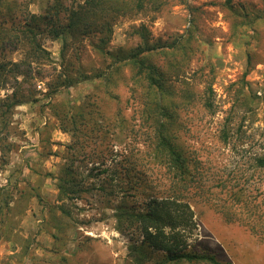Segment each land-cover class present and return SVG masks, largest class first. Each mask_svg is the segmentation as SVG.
<instances>
[{
	"label": "rangeland",
	"instance_id": "1",
	"mask_svg": "<svg viewBox=\"0 0 264 264\" xmlns=\"http://www.w3.org/2000/svg\"><path fill=\"white\" fill-rule=\"evenodd\" d=\"M30 2L28 12L36 16L51 5ZM114 19L109 52L157 47L153 62L182 68L172 81L175 90L187 89L193 99L211 104L179 115L186 122L184 146L210 167L202 185L206 192L195 185L188 195L194 227L186 249L213 255L219 264H264V242L240 221H225L220 211L222 202H234L220 181L228 180L237 161L264 152V0H144L142 10ZM2 21L16 35L23 30L19 16ZM43 35L37 40L47 59L31 65L30 85L21 78L14 84L31 94L12 111V149L0 165V196L12 200L0 209V264H208L165 263L156 254L135 262L134 240L118 232L114 217V207L130 201L103 172L118 171L131 157L143 155L146 161L148 139L139 129L144 82L127 65L94 50L98 33L65 31L56 40ZM21 42L0 51V62L25 59ZM58 75L68 76L71 86L48 94ZM12 91L7 86L0 97ZM66 167L97 189L72 202L60 199L56 184L66 178ZM147 175L156 179L161 172L152 163ZM250 195L258 202L263 192ZM66 204L75 224L60 212Z\"/></svg>",
	"mask_w": 264,
	"mask_h": 264
},
{
	"label": "trees",
	"instance_id": "2",
	"mask_svg": "<svg viewBox=\"0 0 264 264\" xmlns=\"http://www.w3.org/2000/svg\"><path fill=\"white\" fill-rule=\"evenodd\" d=\"M30 1L32 0H0V51L15 49L21 39L27 53L22 61L0 62V92L7 86L13 89L10 95L0 97V165L7 163L8 154L12 149L8 142L12 111L31 94V89L24 91L21 83L19 87L14 84L21 78L30 85L34 79L31 65L36 62L43 63L47 59V53L37 40V35L44 33L43 38L56 40L65 31L73 36L98 33L100 37L93 44L94 50L113 59L114 63L127 65L133 78L144 82L145 89L141 92L142 97L139 100V129L148 139L150 152L145 155L146 161L143 155L140 158L131 157L127 159V165L118 171L107 169L103 172L106 175L103 179L115 181L112 185L117 187L116 190L123 199L128 198L130 201L126 204L123 200L120 205L114 207L116 229L134 240L131 255L136 263L137 260L149 259L152 254H156L165 263L185 261L219 264L213 255L186 249L187 233L194 227L188 195L195 185L201 187V192H206L205 186L202 185L210 167L199 161L195 153L184 146L181 136L186 134L183 127L186 122L181 120L179 115L181 112L185 115L192 108H198V104L204 109H210L209 100L193 99L187 89L180 92L175 90L172 81L179 77L182 68L169 62H153L152 56L157 54L154 52L157 50L155 46L144 44L121 54H113L107 50L115 22L114 16L131 15L132 12L142 10L144 0H51V5L43 16L29 14ZM5 15L21 17L24 20L23 30L17 32V35L13 33L14 29L2 21L6 19ZM60 15L63 16L64 23L60 22ZM39 23H44V28ZM142 37L145 39L144 34ZM160 47L169 48L166 45ZM182 52L184 54L185 50L182 49ZM71 84L72 80L68 76L62 80L61 75L55 76L48 84V94ZM83 157L86 159V156ZM87 159L96 163L95 158ZM99 161L104 162V159ZM151 162L161 172L156 179L147 175L149 167L152 168ZM70 167L64 168L66 178L58 181L56 188L60 199L72 202L83 199L84 195L93 192L97 187L79 178L76 170H71ZM228 175V180L220 181V187L226 189L225 192H228L229 198L234 202L220 204L223 218L225 221H240L239 223L248 227L250 232L264 242V152L237 161L236 167ZM259 191L263 192L261 200L253 202L250 194ZM108 194L112 196L113 191L110 190ZM10 201L12 200L9 194L3 197L1 211L8 208ZM59 209L64 217L75 222L73 211L71 212L67 204Z\"/></svg>",
	"mask_w": 264,
	"mask_h": 264
}]
</instances>
